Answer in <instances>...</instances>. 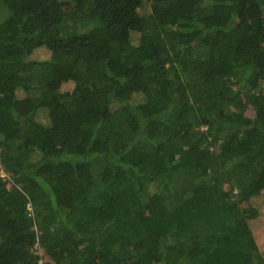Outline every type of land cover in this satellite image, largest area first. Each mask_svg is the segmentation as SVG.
<instances>
[{
    "label": "trees",
    "instance_id": "16d2710c",
    "mask_svg": "<svg viewBox=\"0 0 264 264\" xmlns=\"http://www.w3.org/2000/svg\"><path fill=\"white\" fill-rule=\"evenodd\" d=\"M2 169L0 264H254L264 0H0Z\"/></svg>",
    "mask_w": 264,
    "mask_h": 264
},
{
    "label": "rangeland",
    "instance_id": "374dc122",
    "mask_svg": "<svg viewBox=\"0 0 264 264\" xmlns=\"http://www.w3.org/2000/svg\"><path fill=\"white\" fill-rule=\"evenodd\" d=\"M71 22L72 21H69V23H71ZM75 25H76L75 26L76 32H83L85 30L91 29L95 25V21L84 22V20H79V22H77ZM69 30L73 31L72 25L70 26ZM196 49H197L196 56H198L202 52L203 48L197 46ZM34 57H35V59H38V60L49 59L50 52L47 49L42 48V49H39L35 52ZM229 78H230V81H234L236 79V76L232 75ZM239 100H242L243 102H249V97L246 95H243V97ZM227 109H229L230 111L237 110L236 103L230 104ZM205 129H206V127H203V126L200 127L201 131H204ZM165 140H166V135H161V136L156 138V142H163ZM150 145L151 144L144 146L143 149L150 150ZM211 150L213 151L214 155H212L209 158V161H207V163H206L210 168L214 167L219 162V160H217L215 158V157H217V153H218L217 147H211ZM0 173H1V176L4 178L9 177V176H7V173L4 169H2L0 171ZM196 173H197L196 170H192L189 173V172L183 171V169H181V170L177 171L174 175H175L176 179L178 180V184H180L181 182L183 184V183H186V181L189 179L190 174L192 175V174H196ZM240 175H242V174H240V173L235 174V177H234L235 179H233L234 184L239 182L238 180L240 179ZM9 179H10L9 186H11L13 183H15L14 182L15 179L12 177H9ZM237 191H238V186L235 185L234 193H237ZM198 225H200V223H198ZM198 225H197V227H198ZM252 227H253V236H254L256 245L258 247V252H257V255H254L255 253H253L250 256L254 255V257H253V263L254 264H256V263L264 264V215L262 216V218L260 220L259 219L256 220L252 224ZM203 236L204 235L202 234L199 237H203ZM171 241H174V240H171ZM44 245H45V243L43 241H41L40 238L38 237L37 241L30 247V252L34 256L37 257L39 264H46V263L55 264L49 258L48 254L45 252V246ZM61 264H66V263L62 262Z\"/></svg>",
    "mask_w": 264,
    "mask_h": 264
}]
</instances>
